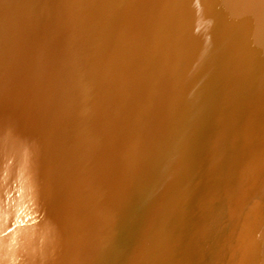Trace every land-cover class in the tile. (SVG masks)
<instances>
[{
  "label": "bare ground",
  "instance_id": "6f19581e",
  "mask_svg": "<svg viewBox=\"0 0 264 264\" xmlns=\"http://www.w3.org/2000/svg\"><path fill=\"white\" fill-rule=\"evenodd\" d=\"M76 2L0 0V264H264V0Z\"/></svg>",
  "mask_w": 264,
  "mask_h": 264
},
{
  "label": "rangeland",
  "instance_id": "374dc122",
  "mask_svg": "<svg viewBox=\"0 0 264 264\" xmlns=\"http://www.w3.org/2000/svg\"><path fill=\"white\" fill-rule=\"evenodd\" d=\"M77 9H78V7H77L76 0H59L58 8L55 10V18L57 17L56 18V22L55 23L52 22L53 20H51V22H50L51 23V27H52V30H51L52 31V35L54 34L53 37L55 38L54 46H52L53 47L52 48V55H53V60L55 62H60V63L61 62H70L76 57L77 58H81V60L83 62H85V60L87 59V56H88V48L87 47L88 46H87V43H85V41L76 40V41H74V42H72L70 44L68 43L66 45V47L64 46L65 42H66V40L68 38V35H69L70 31L72 30V28L74 26V17H76V15H77V12H78ZM247 51L248 50H246V52ZM82 80H83V78H82ZM80 89L81 90L83 89V90L86 91V87L84 86L83 83H81ZM85 94H86L85 96L89 99V105H90L89 116L91 118L93 117V115H95V112L96 113L100 112V111H98L99 107L102 109V110L100 109L101 111L106 112L107 110H110L111 108H114V106H115L114 102H112L110 104L109 103L106 104V102H105L106 99H104L105 96L103 94H102L101 98L99 100H96V101L94 99H92V97H91V95H90V93L88 91H86ZM103 104H105V105H103ZM196 148L197 147H195L193 153L190 156L191 159L192 158L194 159V157L192 155H194V152H196L195 151ZM191 161L188 163V170H189V168H191V165H192ZM113 173H114V168L113 169H109V173L107 172V170H105L103 172L104 176L103 175L100 176V179H101L100 181L103 184L101 189H103V187H106L109 184V181L111 179V175ZM106 174H107V176L105 177ZM101 200H102V198H101V194L99 192V198H97V200H95V203L97 204V203L101 202ZM154 200H156V202L159 205H162V208L164 209V207H163L164 201L163 200H165V199H163V200L162 199H154ZM171 208H170V218H171V215L173 213ZM181 211H184V210L182 209ZM163 212H164V210H163ZM181 215H183V216H181ZM132 217H134V214L130 215L131 219H132ZM182 218H183V221H182ZM158 219H160L161 222L163 221V219L161 217L160 218L158 217ZM158 219L156 218V222H157L156 224H157V226L160 225L159 229H162V228H164L167 225L164 228V231H168L169 232V235L168 234H162V236H160L161 237L160 241L161 240L162 241L165 240V238L169 239L167 241L168 244L165 245V247H163V249H161V251H162L161 255H163V257L166 258V261H167L166 263L167 264H174L173 261H172V260H174V255L171 254L170 256H168L167 253L168 252L175 253L176 249L179 248V245H178L179 244V239H178V237H175L173 235L175 233L176 234L183 233V231L185 229V213L180 212L179 215L176 216V218L170 219L169 222H167L168 224H166V221H163L162 224H161V222H159ZM179 221H182V223L180 224ZM174 222H176V223H174ZM182 227H184V228H182ZM162 231H163V229H162ZM151 264H156V263L152 262Z\"/></svg>",
  "mask_w": 264,
  "mask_h": 264
}]
</instances>
